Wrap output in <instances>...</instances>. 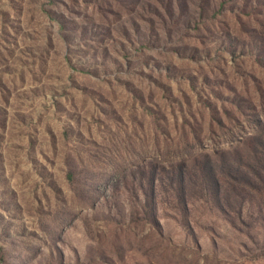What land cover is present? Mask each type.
<instances>
[{"label": "rangeland", "instance_id": "1", "mask_svg": "<svg viewBox=\"0 0 264 264\" xmlns=\"http://www.w3.org/2000/svg\"><path fill=\"white\" fill-rule=\"evenodd\" d=\"M0 264H264V0H0Z\"/></svg>", "mask_w": 264, "mask_h": 264}, {"label": "trees", "instance_id": "2", "mask_svg": "<svg viewBox=\"0 0 264 264\" xmlns=\"http://www.w3.org/2000/svg\"><path fill=\"white\" fill-rule=\"evenodd\" d=\"M212 171V169H211ZM222 175V174H221ZM214 177V175H212ZM189 179L188 177H186L184 175V173H181L180 175V178H179V181H178V184L180 185V187L185 190V187H184V183L186 182V180Z\"/></svg>", "mask_w": 264, "mask_h": 264}]
</instances>
